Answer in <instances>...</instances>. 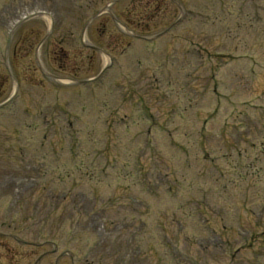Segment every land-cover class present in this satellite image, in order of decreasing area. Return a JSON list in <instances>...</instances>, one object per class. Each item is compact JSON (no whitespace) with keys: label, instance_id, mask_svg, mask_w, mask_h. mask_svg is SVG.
Here are the masks:
<instances>
[{"label":"rangeland","instance_id":"1","mask_svg":"<svg viewBox=\"0 0 264 264\" xmlns=\"http://www.w3.org/2000/svg\"><path fill=\"white\" fill-rule=\"evenodd\" d=\"M26 1L29 3H21L22 6L42 7L39 11L54 20L53 25L59 19L66 21L64 28L61 22L60 29L56 28V34L46 42L40 40L48 24L43 16H31L29 22L17 29L9 23L20 12L10 14L8 10L10 16L5 21L8 27L0 23V34L13 31L15 50L31 53L23 57L14 51L9 53L10 72L0 61V103L12 92L15 94L10 103L0 107V232L9 231L16 222L10 217L21 215L19 212L29 207V203L13 200L16 192L10 193L11 189L3 181L14 170L12 164L17 158L26 168L23 179L36 183V190L44 196L46 191L63 186L62 181L72 183L67 175L64 178L59 175H64L65 164L66 167L73 165L80 168L74 179L77 187L73 190L89 197L92 194L88 187L97 186L100 196L107 191L103 198L104 214L110 218L112 228L121 225L119 242L115 238L113 250L117 256L127 250L132 254L137 247L145 245L143 237L138 236L139 241L133 236L135 227L126 225L123 217L126 209L120 205L121 198H126L125 183L133 180L127 175L130 167V172H135L142 184H160L154 188L155 193H149L151 198L158 197L153 199L151 216L168 229V236L152 237L153 248L166 242L181 243L176 262L185 264L188 256L184 236L193 243L202 241L207 229L204 214L210 207L217 215L218 231L222 223L227 228H244L251 233L248 241L253 244L252 248L235 253L233 261L254 264L251 259L256 255L259 263L255 264H264V0H118L116 5L114 0H102L98 7L110 9L117 21H140L146 28L139 33L143 38H132L125 34L122 24L114 27L106 23L99 42L106 49H115L114 53L108 51L113 62L97 83L82 84L80 90L66 86V81L65 85L54 84L56 81L44 76L65 77L79 68L96 71L107 61L100 54L94 55V62L68 54L69 40L65 39L64 31L79 10L76 5L85 4L86 0ZM10 2L21 6L17 0H0L1 13L2 5ZM180 3L184 5H181L183 12ZM91 14L92 10L85 12L86 17ZM102 16L100 21H110L107 14ZM159 32H163L159 37L147 38ZM87 37V40L91 38L88 33ZM62 49L66 55L61 53ZM2 57L0 53V60ZM98 108H102V116H97ZM108 109L115 115L114 126L107 122ZM90 122L96 130L103 129L102 137L110 138L92 147L109 152L115 148V162L108 167V172L104 173L101 165L110 162L112 156L98 159L99 167L103 168L99 173L87 167L92 159L83 155L80 159L79 153H76L78 156L63 155L65 162L56 161L57 169L53 171L50 157L42 154L52 152L51 126L64 127L62 133H72L70 136L78 135L75 149L83 152L91 146L88 143L92 141L91 135H85V127L90 128ZM147 141V149L142 151L140 163L136 164L140 152L136 142L141 145ZM33 159L35 164L44 162L31 167L29 163ZM117 169L125 176L116 179ZM31 194L30 187L24 195ZM183 203H187L188 210L194 207L193 217L186 215L187 209L178 208ZM171 205L166 216L164 210ZM27 211L23 214L26 219L38 221L33 226L39 240L59 243V249L72 248L61 245L82 243L87 236L81 235L79 229L74 230L76 226L69 220L45 216L47 206L39 205L40 214L33 219ZM260 213L261 230L254 231L255 219ZM175 219L183 226L180 234L176 231ZM29 221L18 222L16 235L31 238ZM6 224L10 227L6 228ZM115 232H110L111 239ZM255 233L260 234L257 239ZM236 239L235 247L242 243L240 237ZM5 241L1 247L5 261L0 264H14L7 261L9 238L0 234V243ZM95 241V237H88L89 244ZM86 243L87 240L83 244ZM11 244L14 250L21 249L14 242ZM195 256L198 264H213L221 260L222 254L218 248L209 247L191 251L190 258ZM53 259L50 255L40 264H52Z\"/></svg>","mask_w":264,"mask_h":264},{"label":"flooded vegetation","instance_id":"2","mask_svg":"<svg viewBox=\"0 0 264 264\" xmlns=\"http://www.w3.org/2000/svg\"><path fill=\"white\" fill-rule=\"evenodd\" d=\"M144 260L132 259L130 260V264H143Z\"/></svg>","mask_w":264,"mask_h":264}]
</instances>
